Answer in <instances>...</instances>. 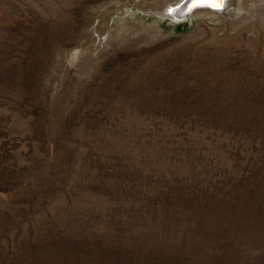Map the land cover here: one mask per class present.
Returning <instances> with one entry per match:
<instances>
[{"label": "rangeland", "instance_id": "rangeland-1", "mask_svg": "<svg viewBox=\"0 0 264 264\" xmlns=\"http://www.w3.org/2000/svg\"><path fill=\"white\" fill-rule=\"evenodd\" d=\"M165 1L0 0V264H264V0Z\"/></svg>", "mask_w": 264, "mask_h": 264}, {"label": "bare ground", "instance_id": "bare-ground-1", "mask_svg": "<svg viewBox=\"0 0 264 264\" xmlns=\"http://www.w3.org/2000/svg\"><path fill=\"white\" fill-rule=\"evenodd\" d=\"M183 2H184V0H166L163 3V5L161 6L162 9H165L164 15L169 17L170 19H172V21L173 20L179 21L180 19H182V18H179L176 15H172V14L176 10V8L174 9V7L177 6L178 4L181 5ZM240 2H241V0H226V7L223 10L227 9L228 7L238 6L240 4ZM205 4H208V3H205ZM210 6H211V4H210ZM173 9H174V11H172ZM222 11H215V10H212L209 8H198V9L194 10L190 15H194L196 13L197 14H200V13L207 14V13H214V12L219 13Z\"/></svg>", "mask_w": 264, "mask_h": 264}, {"label": "water", "instance_id": "water-1", "mask_svg": "<svg viewBox=\"0 0 264 264\" xmlns=\"http://www.w3.org/2000/svg\"><path fill=\"white\" fill-rule=\"evenodd\" d=\"M225 7H226V0H224V3L220 7H212L210 6V3L205 4L204 2H202V3L194 4L193 0H184V2L181 5L178 4L177 6L174 7V9L176 8V10L175 11L174 9L172 10L174 11L172 15H176L179 18H185L187 16H190V14L198 8H209L215 11H222Z\"/></svg>", "mask_w": 264, "mask_h": 264}, {"label": "snow or ice", "instance_id": "snow-or-ice-1", "mask_svg": "<svg viewBox=\"0 0 264 264\" xmlns=\"http://www.w3.org/2000/svg\"><path fill=\"white\" fill-rule=\"evenodd\" d=\"M193 2L194 4H198L201 2L210 3L213 7H220L224 3V0H193Z\"/></svg>", "mask_w": 264, "mask_h": 264}]
</instances>
